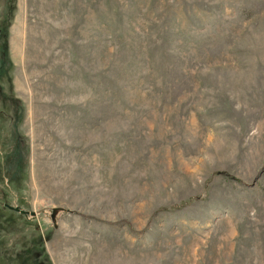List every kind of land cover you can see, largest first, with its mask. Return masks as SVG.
Wrapping results in <instances>:
<instances>
[{
  "label": "rangeland",
  "instance_id": "374dc122",
  "mask_svg": "<svg viewBox=\"0 0 264 264\" xmlns=\"http://www.w3.org/2000/svg\"><path fill=\"white\" fill-rule=\"evenodd\" d=\"M0 264H264V0H0Z\"/></svg>",
  "mask_w": 264,
  "mask_h": 264
}]
</instances>
